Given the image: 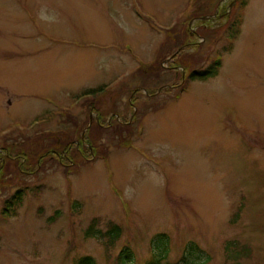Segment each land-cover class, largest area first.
Masks as SVG:
<instances>
[{
  "label": "rangeland",
  "instance_id": "374dc122",
  "mask_svg": "<svg viewBox=\"0 0 264 264\" xmlns=\"http://www.w3.org/2000/svg\"><path fill=\"white\" fill-rule=\"evenodd\" d=\"M238 1L0 0V264H116L124 246L145 264L159 234L171 264L191 242L233 264L232 241L249 248L239 264H264V0L237 11L235 37ZM179 54L221 67L186 83ZM97 111L104 155L37 159L62 138L81 148ZM94 218L123 228L114 248L85 236Z\"/></svg>",
  "mask_w": 264,
  "mask_h": 264
},
{
  "label": "trees",
  "instance_id": "16d2710c",
  "mask_svg": "<svg viewBox=\"0 0 264 264\" xmlns=\"http://www.w3.org/2000/svg\"><path fill=\"white\" fill-rule=\"evenodd\" d=\"M246 5V0H240L239 3L234 7L235 13L231 15V19L236 18V20H233V23L231 24L229 31L233 32L235 37L236 33L238 30L235 29L237 27V24L242 21V16H239L237 14V11L243 10V8ZM184 36H180L177 38V40H174L175 47H179L181 44L185 42ZM167 57V56H166ZM165 57V58H166ZM222 56L218 55V57L214 60L213 62V67L208 70V71H200L196 69L194 66L193 61H188V59H183V55L181 56L180 54L177 55V58H175L174 63L175 64H180V66H183L185 69L187 68V75L185 76V82H190V81H196V80H206L208 77L211 75H214L216 72L221 67V61H222ZM164 57L162 56L155 62V66H159L158 69H162L161 65L163 63ZM179 61V62H178ZM184 64V65H182ZM193 64V65H192ZM153 66V65H152ZM151 67V66H149ZM214 73V74H213ZM106 89V86H99L97 88H93L90 90H87L82 94L84 97H88L89 95H97ZM186 90V84L183 86V91ZM93 110L96 109H92ZM101 111H97L96 117L92 121V126L90 129H88L86 132H84V135L82 136L81 139L83 141L81 142V148L80 146L78 147L74 143H70L69 141L64 140L63 138L61 141H59V144L54 143V145L49 146L48 148L45 149V151L42 153V155H39L37 159H43L44 158V153H49L52 156H55L56 154L59 156V158H56V160L60 162H67L69 164H72L70 166H73L76 164L77 161H73V157L71 156V153L74 152L76 153H81V158L88 159L89 157H93L94 154L96 156L98 154H103L104 153L99 150V146L97 144L98 138L96 137L95 133L101 132L100 130L102 129L103 121L105 117L101 114ZM99 117V120H98ZM69 118V116H67ZM83 123V122H82ZM81 122H76L77 127L79 125H82ZM86 124V122H84ZM131 123L130 120H128L125 124L126 128L121 129V128H115L114 129V134L122 136V134L127 133L128 130L131 131ZM102 125V126H101ZM87 128V127H86ZM95 132L93 133V131ZM92 132V133H91ZM81 137V136H80ZM91 143V145H90ZM74 149V150H73ZM9 153V152H8ZM87 153V154H86ZM41 154V152L39 153ZM80 155V154H76ZM43 157V158H42ZM25 157H21V160L23 161ZM36 159V160H37ZM30 164V163H29ZM33 164V163H32ZM2 168H0V171ZM22 172H20L21 174ZM23 176V175H21ZM24 181V180H23ZM25 183V182H23ZM25 189H19L17 190L10 198L5 200L4 203V208L2 212L3 217H10L11 213H16V210L18 206L21 205L23 201V195H24ZM239 218V213L236 214L235 219ZM54 219V218H52ZM100 220L98 218H94L88 228L85 231V236L87 238H93L102 243L106 249H111L116 246L118 241L121 239L123 236V228L120 225H117L115 223L109 222L106 226L105 229L101 228L100 226ZM150 251H151V258L149 261H147L145 264H171L168 262V253H169V236L166 234H159L155 236L150 241ZM227 257L232 261L233 264H239L238 260L248 256L249 253V248L246 245H240L236 241H232L231 243L228 244L227 246ZM134 255L130 247L124 246L117 258L115 259L116 264H131L133 263ZM235 262V263H234ZM75 264H98L96 259L90 255H84L80 256L75 260ZM175 264H206V261L203 259V251L198 247L197 244L191 242L189 244H186L184 247V250L181 255V260Z\"/></svg>",
  "mask_w": 264,
  "mask_h": 264
},
{
  "label": "water",
  "instance_id": "95a60500",
  "mask_svg": "<svg viewBox=\"0 0 264 264\" xmlns=\"http://www.w3.org/2000/svg\"><path fill=\"white\" fill-rule=\"evenodd\" d=\"M202 19H204V18H202Z\"/></svg>",
  "mask_w": 264,
  "mask_h": 264
},
{
  "label": "flooded vegetation",
  "instance_id": "af4514ba",
  "mask_svg": "<svg viewBox=\"0 0 264 264\" xmlns=\"http://www.w3.org/2000/svg\"><path fill=\"white\" fill-rule=\"evenodd\" d=\"M86 132V131H85Z\"/></svg>",
  "mask_w": 264,
  "mask_h": 264
}]
</instances>
